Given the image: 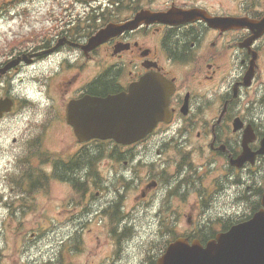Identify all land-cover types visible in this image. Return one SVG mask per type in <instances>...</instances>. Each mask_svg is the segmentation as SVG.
I'll return each mask as SVG.
<instances>
[{"label": "flooded vegetation", "instance_id": "af4514ba", "mask_svg": "<svg viewBox=\"0 0 264 264\" xmlns=\"http://www.w3.org/2000/svg\"><path fill=\"white\" fill-rule=\"evenodd\" d=\"M115 2L64 6L47 39L25 51L28 61L53 74L49 105L17 137L0 129V217H26L36 206L47 212L49 184L66 187L57 213L67 218L60 221L58 244H42L41 264H156L167 240L128 244L142 213L157 208L146 224L158 234L188 232L205 243L262 208L264 153L257 151L264 136V31L252 21L264 16V0ZM211 17L221 19L212 23ZM239 18L250 24L235 23ZM109 22H124V30L84 52L80 44ZM146 75H160L173 86L168 121L130 144L77 138L66 119L68 101L124 93V105L139 102V81ZM13 111L3 114L0 125ZM98 149L124 150L121 203L113 200L106 172L97 170ZM136 161L159 172L141 173ZM78 185L86 186L84 193L67 196ZM118 206L121 233L105 221ZM87 222L104 231L81 244L78 228ZM113 227L122 244L108 240ZM32 228L30 220L15 226L12 244L0 241V260L23 254ZM41 230L48 242V226Z\"/></svg>", "mask_w": 264, "mask_h": 264}, {"label": "water", "instance_id": "95a60500", "mask_svg": "<svg viewBox=\"0 0 264 264\" xmlns=\"http://www.w3.org/2000/svg\"><path fill=\"white\" fill-rule=\"evenodd\" d=\"M121 29L122 26L109 24L90 39L85 49L97 46ZM13 64H7L5 69ZM144 81L154 82L153 87L157 90L158 97L156 102H153L151 97L145 98L143 107L140 108L143 126L130 130L128 135H124V100L121 96H110L105 99H92L86 96L71 101L69 108L74 111V115L70 117L71 121L80 127L91 126L96 137L113 138L120 143L144 135L162 119L168 103V90L164 80L145 79ZM0 107L2 111H8L11 102L1 100ZM83 109L85 110L81 113L75 114L77 110ZM79 119H83L86 125L78 121ZM158 264H264V214L257 213L247 223L219 235L215 241H210L205 247L197 242H192L190 245L185 238H178L168 246Z\"/></svg>", "mask_w": 264, "mask_h": 264}, {"label": "rangeland", "instance_id": "374dc122", "mask_svg": "<svg viewBox=\"0 0 264 264\" xmlns=\"http://www.w3.org/2000/svg\"><path fill=\"white\" fill-rule=\"evenodd\" d=\"M69 2V0H0V7H4L0 9V51L1 53L4 52V50L8 49L10 44L18 42H21L22 40H27L29 38H36L42 31V28H46L49 26L53 20L54 16H57L61 13L62 9L60 6H64V3ZM63 8V7H62ZM50 15L51 19H50ZM13 46V45H12ZM11 47V46H10ZM7 51V50H6ZM40 65L34 67V68H25L20 73L12 74V80L13 85L15 88V94L19 95L22 93H27L29 97L36 98V102L34 104L35 108H43L45 107V104L47 103V100L42 97V94L44 90L42 89L44 83L46 82V85L48 84V76H51L52 73L49 75L47 72H45L43 69H40ZM35 77H38L37 81H34L33 79ZM33 80V81H32ZM45 85V86H46ZM2 89V88H1ZM39 97L42 98V101H39ZM31 107V106H29ZM27 114L24 120H17L13 121L11 119H6L2 125L1 129L9 130L8 132H16L21 131L23 128L27 126L28 121L31 120V116L29 113L31 112V109L26 108ZM27 117V118H26ZM28 119V120H27ZM38 119V117H36ZM116 156H124V152L116 151L114 152ZM113 154V155H114ZM103 163L110 162V158L106 156L103 160ZM112 164L115 166V170L120 171L121 170V162H112L109 163V165ZM135 165L140 167L141 173H146L147 171H153L155 174L159 172V169L151 164H145L140 161H136ZM98 169V166H96ZM106 172L109 171V169L105 170ZM111 178H115L113 175L110 176ZM58 186L62 187L63 192L65 191V186L59 184ZM55 187V186H54ZM54 187L50 192H48V196L50 193L54 192ZM112 190H114L116 187L120 189V185H113L111 184ZM132 194V191L130 192ZM52 197V196H51ZM189 201L191 202L192 199L189 198ZM167 204V203H166ZM48 209H50V206L48 205ZM154 211H157V208H153L150 210V213H145V219H148L150 217H153L155 214ZM188 211L185 213L187 214ZM45 212L40 214L39 207L36 206L33 208L32 213L30 216L27 217V219H32L35 221L36 219H41L40 216H45ZM141 216H144V213H142ZM183 222L186 219V216L182 217ZM54 220V222L61 221L62 218L54 214L50 213V219L49 224ZM106 222H113L114 226L116 227L117 231L121 233L120 230L122 228L121 225V211L119 209H115L112 211V213L106 217ZM91 224H87L85 227L86 229ZM134 227L130 229V232L133 234L132 240L137 242L138 244H149V241L147 239L151 238H158L162 239L165 232L158 234L159 230H156L157 227L155 226L154 229L151 227H148L147 224L144 222L143 218L136 217L134 219L133 223ZM9 228V220L5 221L3 225H0V228ZM93 228L92 232H97V228L94 225H91ZM100 231L103 232V228H100ZM87 233V232H86ZM153 234V236H152ZM86 235L83 237L85 239V244L87 243ZM154 241V240H153ZM12 243V241H11ZM39 246V244H37ZM32 257L34 259H37L39 262V249L33 248L32 250ZM24 260L20 259V264L24 262H28L30 260V257L26 255ZM7 262V264H13L11 263V259L9 260H3ZM3 264V262H1ZM34 264H37L34 262Z\"/></svg>", "mask_w": 264, "mask_h": 264}, {"label": "bare ground", "instance_id": "6f19581e", "mask_svg": "<svg viewBox=\"0 0 264 264\" xmlns=\"http://www.w3.org/2000/svg\"><path fill=\"white\" fill-rule=\"evenodd\" d=\"M257 248V247H256Z\"/></svg>", "mask_w": 264, "mask_h": 264}]
</instances>
